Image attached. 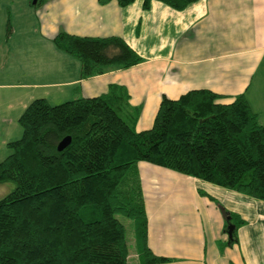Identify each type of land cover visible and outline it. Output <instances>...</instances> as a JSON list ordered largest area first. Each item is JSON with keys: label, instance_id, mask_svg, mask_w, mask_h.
Here are the masks:
<instances>
[{"label": "trees", "instance_id": "1", "mask_svg": "<svg viewBox=\"0 0 264 264\" xmlns=\"http://www.w3.org/2000/svg\"><path fill=\"white\" fill-rule=\"evenodd\" d=\"M110 0H98L104 4ZM119 6L133 0H114ZM150 0H143L148 7ZM182 9L194 0H156ZM12 26L6 17L3 36ZM55 48L74 57L79 77L142 61L120 37L59 31ZM208 89L161 96L152 124L136 131L137 108L122 86L57 104L32 99L17 117L20 136L6 142L0 182V264H125L130 218L137 264L163 263L146 245V217L136 164L145 161L264 201V125L243 93L226 103ZM68 136L60 150L58 142ZM200 194L205 195L200 191ZM223 215L227 244L236 242V215Z\"/></svg>", "mask_w": 264, "mask_h": 264}, {"label": "crops", "instance_id": "2", "mask_svg": "<svg viewBox=\"0 0 264 264\" xmlns=\"http://www.w3.org/2000/svg\"><path fill=\"white\" fill-rule=\"evenodd\" d=\"M142 2L0 0V135L19 133L17 117L34 98L92 97L110 84L137 108L136 131L151 126L162 95L191 89H208L222 103L243 93L264 125V0H194L178 10ZM6 17L12 32L4 38ZM59 31L118 36L142 61L80 78L78 61L52 42ZM136 167L146 245L169 258L152 264H264V201L145 161ZM215 202L242 220L231 245Z\"/></svg>", "mask_w": 264, "mask_h": 264}, {"label": "rangeland", "instance_id": "3", "mask_svg": "<svg viewBox=\"0 0 264 264\" xmlns=\"http://www.w3.org/2000/svg\"><path fill=\"white\" fill-rule=\"evenodd\" d=\"M1 12H2V8L0 7V14ZM2 28L3 27L1 26V30ZM20 133L21 130H19V133L16 136H14V138L11 136H4V134L0 135V160L3 159L5 155H7L8 153V149L6 148V142L17 139L20 136ZM12 188H13V183L11 181L0 182V197L8 193ZM116 217L124 228V240L127 247V257L125 264H136L137 258H136V248H135V236L133 234L132 222L130 218L120 214H116Z\"/></svg>", "mask_w": 264, "mask_h": 264}, {"label": "water", "instance_id": "4", "mask_svg": "<svg viewBox=\"0 0 264 264\" xmlns=\"http://www.w3.org/2000/svg\"><path fill=\"white\" fill-rule=\"evenodd\" d=\"M69 141V137L68 136H64L57 144L56 149L60 150L62 149ZM231 226H228V230H227V234L229 235L230 231H231Z\"/></svg>", "mask_w": 264, "mask_h": 264}]
</instances>
